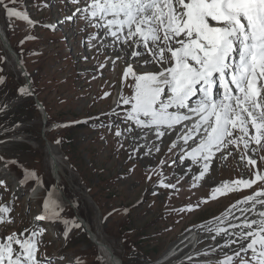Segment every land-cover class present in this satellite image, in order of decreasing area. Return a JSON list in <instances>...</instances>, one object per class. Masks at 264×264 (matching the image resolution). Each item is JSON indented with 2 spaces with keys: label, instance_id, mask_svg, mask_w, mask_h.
Wrapping results in <instances>:
<instances>
[{
  "label": "snow or ice",
  "instance_id": "6c2138e0",
  "mask_svg": "<svg viewBox=\"0 0 264 264\" xmlns=\"http://www.w3.org/2000/svg\"><path fill=\"white\" fill-rule=\"evenodd\" d=\"M69 2L76 7L64 20L79 19L86 28L95 29L88 36L90 46L97 47L92 42L99 41L98 52L105 46L115 49L117 54L108 57L113 68L120 60L126 65L117 98L126 127L114 132L119 147L123 148V141L131 139L129 158L141 148L145 149L143 155L148 156L159 153L167 137L170 142L165 155H171L169 159H161L159 165L171 167L178 158L181 164L189 162L186 172H192L196 166L199 171L192 175L191 188L199 186L218 153L219 159L226 160L234 155L235 149L247 175L242 173L240 178L212 188L208 199L216 200L246 189L252 191L220 216L201 224L200 229L210 234L213 241L223 237V245L216 248L238 245L232 254L224 253L217 264H264V169L259 167V163H264V155H260L264 152V0ZM16 5L17 0H0V9L9 22L15 18L34 26L36 22L26 12L17 10ZM44 27L55 31L56 24ZM121 52L125 55L121 56ZM4 60L0 56V63ZM104 67L105 63L99 65L101 70ZM4 83V77H0V85ZM125 87L129 94H125ZM18 93L34 94L30 86L20 87ZM109 95L105 92L102 98ZM140 140L145 143H138ZM152 172L161 177L160 187L179 190V179L167 183L162 170ZM28 179L41 183L35 171L24 170L21 185ZM0 189L8 190L3 179ZM207 202V199L200 201ZM198 207L199 203L189 205L187 210ZM12 210L9 204L0 203V225L15 223ZM62 211L60 198L53 190L35 221L56 222L61 220ZM61 222L66 226L67 238L70 222ZM71 223L76 229L82 227L75 220ZM44 231L9 229L0 234V264H52L50 259L38 255ZM106 255L113 259L110 253ZM76 264L81 261L77 259ZM98 264H105L103 257H98Z\"/></svg>",
  "mask_w": 264,
  "mask_h": 264
},
{
  "label": "rangeland",
  "instance_id": "374dc122",
  "mask_svg": "<svg viewBox=\"0 0 264 264\" xmlns=\"http://www.w3.org/2000/svg\"><path fill=\"white\" fill-rule=\"evenodd\" d=\"M43 4V8H47L48 5V8H51L50 1ZM56 13H58L57 10L49 15L55 18ZM9 23L13 25L12 20L9 22L5 18L4 12L0 13V33L2 35L0 55L5 57L4 62L0 63V68H2L0 74L5 79V83L0 85V130L11 131L8 136L10 142L2 144L0 140V155L3 159H13L24 168L27 167L28 171H35L39 174L43 190L41 194H38L45 197L37 200L30 192L33 191L32 188H20L12 177L15 175L24 177V173H20L18 168L13 167L16 170L12 169L10 175L4 176L3 180L9 190L15 192L17 199V203L11 206L13 209L11 216L15 223L11 226L4 225L2 227L4 232L9 229L20 231L30 229L36 224L37 228L45 230L40 238L42 244L38 255L41 258L51 260L53 255L62 253L70 258L76 257L81 264H98L97 253L91 240L81 228L76 229L72 226L73 220L77 222L75 213L86 221L88 225L86 227H89L90 231L92 229L123 264H151L149 260L162 258L172 248L176 253L164 264H190L191 262L200 264L207 263L209 260L216 261L215 264H217V261L223 258L224 253L232 254L238 245L223 249L216 248L217 245H223L224 240L217 237L213 241L210 234L200 229V225L206 224L213 217L220 216L236 200L251 193V189H246L242 192L220 196L216 200L208 199L212 188L222 182L240 178L242 173L247 175L239 153L233 149L234 155L226 160L219 159L220 154L218 153L213 161L210 176L206 175L196 188L190 187L191 178L199 169L194 166L192 172H186L188 161L181 164L177 158L176 163L171 167L164 165L161 168L159 165L161 159H169L171 155H165L170 141L161 146L159 153L153 152V154L142 157L145 149L141 148L132 158H129L133 147L131 139L124 140V147L120 148L117 143L118 138L114 136L117 128L126 127L122 108L117 107V102L114 105V99L118 98L122 89L121 76L126 65L123 60H120L113 68L108 57H114L117 53L111 47L102 48L99 52L97 47L93 49L88 36L94 31L86 28L85 24L83 26L76 24L74 27L75 44L73 52L68 54L71 57V64L61 61L65 50L58 43L57 33L50 36L39 30L37 34H40V39H44L42 45L38 41L30 45L24 44L21 47L22 49L28 46L36 48L38 53L43 48L45 50L36 62L35 57L31 59L28 53L23 54L24 67L30 71L34 86H39V90L36 91L37 97L44 102L45 107L42 111L46 112L47 117L42 118V111L36 103L29 96H21L18 93V88L25 85L15 67L11 53L14 49L17 54L22 52L17 47L16 41L20 37L22 40L30 29L18 27V34L15 38V35L11 34L12 29ZM65 27L71 30L68 25ZM82 28L85 30L81 31ZM81 32L84 33L83 38L87 41V44L82 47L79 43ZM3 33L7 36L3 37ZM53 38L54 41H52ZM93 43L99 45V41ZM5 44L9 46L11 52L4 47ZM119 54L125 55L123 52ZM101 63H105L102 70L98 69ZM91 68H93L92 74L95 70L97 71V77L105 73L110 74L104 82L100 83V89L96 93L89 91L92 87H89L88 81L84 79L79 81L76 78L82 70ZM66 78L69 81L67 84L64 82ZM123 90L125 94L130 93L126 87ZM109 91L110 97L102 98L103 94ZM60 101L63 102L60 103ZM84 116L88 118L95 116L99 119L89 120L83 128L61 129L62 136H67L70 140V143L64 147L60 146V143L56 145L51 142L54 135L48 133L50 122L75 120L77 117ZM5 135L7 134L3 136ZM142 141L138 143H145ZM260 155H264V152ZM146 157L149 159L145 160ZM50 158L57 163L60 192L53 187L55 179L49 168ZM169 163H171L170 160ZM259 167L264 169V163H259ZM152 169L162 170L167 183H175L179 179L180 183L177 185L179 190L160 187L161 177L152 172ZM2 173H5L4 169ZM149 175L151 179L148 178ZM53 190L63 205V211L60 213L61 220L36 221L35 223L33 217L35 219L38 213L43 212L40 208H43L46 196ZM63 194L64 198L75 205L74 213L73 208L63 199ZM0 195V203H4L9 196L4 190H0ZM15 196L13 201H16ZM205 199L208 200L207 203H200ZM198 203V208L192 211L187 210V206ZM181 209L185 210L181 211ZM233 211L236 212L235 209ZM62 220L70 222L67 228L71 235L65 244L61 240L63 234L58 233L55 236L58 230L62 232L66 229ZM189 230H197L202 240V244L199 245L207 246L203 252L197 250L202 252L200 255L187 254L189 249L178 254ZM214 248L216 250H213ZM132 249H138L140 254L131 251ZM209 250L215 255L207 254ZM104 255L101 254L99 257ZM104 258L108 262L106 255ZM77 259H74V264ZM62 260L67 261L68 259L63 257ZM61 263L64 264L63 262L59 264Z\"/></svg>",
  "mask_w": 264,
  "mask_h": 264
},
{
  "label": "clouds",
  "instance_id": "9594fccd",
  "mask_svg": "<svg viewBox=\"0 0 264 264\" xmlns=\"http://www.w3.org/2000/svg\"><path fill=\"white\" fill-rule=\"evenodd\" d=\"M74 44L75 43H73V42H70L69 43V45L67 46L68 47V49H64V47H63V50H65V54H64V58H66L67 57V55L68 54H70V53H72L73 52V48H74ZM84 45V44H83ZM107 47V46H106ZM93 49H94V47H92ZM66 50H68V52L66 51ZM0 56H2V57H4L3 55H0ZM42 56V55H41ZM60 59V58H59ZM61 61H62V63L63 62H68V64H71V59H66L65 61H63L62 59H61ZM15 64V63H14ZM15 67L17 68V70L19 71V73H20V75H21V77L23 78V82H24V85L25 86H30V88H31V90H32V92L34 93L33 95H31V96H29L31 99H32V101H33V99L35 98L37 101H39L43 106H44V102L43 101H41L38 97H37V94H36V92H34L33 91V86H32V80H33V78L31 77V73H30V71H28L26 68V71H27V80L24 78V76L21 74V70H20V68H18V66H16L15 65ZM99 69V68H98ZM110 69H111V67H110ZM92 70H93V68H91L90 70H85V71H81L79 74H78V76H76V78H78V80L79 81H82L83 79L84 80H86V81H88L89 82V87H92V89L91 90H89L90 92H93V93H96V92H98L99 91V89H100V83L101 82H104L105 80H106V78L107 77H109L110 76V74H107V73H105V74H102L101 76H98L97 77V71L95 70L94 71V73L92 74L91 72H92ZM57 80H59V78L57 79ZM77 80V79H76ZM64 82H65V84H67L69 81H68V79L66 78L65 80H64ZM105 89H107V87H105ZM109 93H110V91H109ZM109 97H110V95H109ZM26 98V97H25ZM28 99V98H27ZM61 102H63V101H60V103ZM116 102H117V99L115 98L114 99V105L116 104ZM45 107V106H44ZM45 112V111H44ZM45 114H46V112H45ZM46 117H47V114H46ZM99 118L98 117H95V116H91L90 118H88V117H86V116H84V117H77V119H75V120H68V121H62V122H57V121H52V122H50L49 123V125H48V129L49 130H51L52 132H51V134H53L54 136H56V138L57 139H59L60 137H63L62 136V133H61V129H63V130H71V128H73V129H77V128H79V124H84V126L88 123V121L89 120H98ZM85 120H87V123H85L84 121ZM73 121H79V123H74V125L73 124H70L71 122H73ZM66 125H69V126H66ZM77 126V127H76ZM83 126V127H84ZM83 127H80V128H83ZM48 133H50V132H48ZM4 134H7V135H5V136H3ZM0 140H3L2 141V144H6L7 142H10V139L8 138V136L10 135V132H3V130H0ZM3 136V137H2ZM66 138H68L67 136H65ZM69 139V138H68ZM57 141V140H56ZM56 141L55 142H53V144H56V145H58L57 143H56ZM66 146V145H65ZM62 147H64V146H62ZM61 150H63V149H61ZM54 158V157H53ZM56 162V161H55ZM0 163H1V161H0ZM1 166H3V165H0V179H3V178H5L4 176H7L8 177V175H10L9 173H10V170H8V169H5V173H2V170H3V168L1 167ZM55 172H56V170H55ZM57 172H59V171H57ZM57 172H56V174H57ZM58 176V175H57ZM16 182H17V176L15 177V176H13L12 177ZM55 179L57 180V177H55ZM17 185L20 187V188H22V189H27V187L26 188H24V187H22L18 182H17ZM42 190H43V188L42 187H40L39 186V188H38V186L36 187V189L34 190V191H30V192H32L34 195H35V198H37V200H40V199H42L43 197H45V196H39V194H41V192H42ZM55 190L56 191H59L60 190V188H58V187H56L55 188ZM15 193V192H14ZM39 193V194H38ZM37 195V196H36ZM63 199L65 200V201H67V203L68 202H70L73 206H74V210H73V213H74V211L76 210V207H75V205L73 204V202H71V201H69L67 198H64V194H63ZM69 204V203H68ZM22 212H20V214H21ZM74 216H78V215H75V213H74ZM102 217V216H101ZM22 218H24V216H22ZM76 218V217H75ZM85 224L87 225V223H86V221H85ZM88 226V225H87ZM31 229V228H30ZM29 229V230H30ZM88 232V231H87ZM90 234H92L94 237H95V240L97 241V242H99V243H101V244H103V245H105L106 247H107V245L103 242V241H101L98 237H97V235L92 231V229H91V233ZM90 234H89V232H88V235H89V237H90ZM90 239H91V237H90ZM91 241H92V239H91ZM92 243H93V246H94V248H95V251H96V253H97V255L99 256L100 254H104L102 251H99L98 250V248H97V245H95V243L92 241ZM199 244H202V241H201V243H199ZM197 245V247H196V249H193V253H195L196 255H200L203 251H205V248L207 247V246H204V245ZM108 248V247H107ZM199 248H201V249H199ZM109 249V248H108ZM200 250H202V252L200 253V252H198V251ZM109 251L113 254V256H115L114 255V253L109 249ZM131 251H136V252H138L139 253V250L138 249H132ZM188 251V250H187ZM53 252V251H52ZM52 254V253H51ZM62 258L64 257V258H67L68 260L67 261H65V260H63L62 262L64 263V264H74V259H77L76 257H73V258H70V257H68V256H66V255H64V254H62V253H58ZM140 254V253H139ZM167 254V253H166ZM207 254H209V255H211V256H213V255H215L213 252H211V250H209L208 252H207ZM106 255V254H105ZM116 257V256H115ZM106 258H108L107 256H106ZM117 258V257H116ZM118 259V258H117ZM161 259V258H160ZM160 259H155V260H153V261H149V263H153V264H155V262H157V261H159ZM119 260V259H118ZM120 261V260H119ZM121 262V261H120ZM108 263L110 264V261H109V258H108ZM191 263H196V262H191ZM190 263V264H191ZM207 263H211V264H215L216 263V261H210L209 260V262H207ZM106 264H107V261H106ZM121 264H123L122 262H121ZM200 264H206V263H200Z\"/></svg>",
  "mask_w": 264,
  "mask_h": 264
},
{
  "label": "trees",
  "instance_id": "16d2710c",
  "mask_svg": "<svg viewBox=\"0 0 264 264\" xmlns=\"http://www.w3.org/2000/svg\"><path fill=\"white\" fill-rule=\"evenodd\" d=\"M26 1L25 0H17V5L16 7L17 8H22L24 6V3ZM37 39H34L32 40L31 42H29V45L30 44H34V43H37ZM52 41H54V38L52 39ZM28 42V39L27 40H24V43L22 44V47L24 46V44ZM37 49L36 48H31L30 46L26 47L25 49H23V53H28L30 58L32 59L33 57H35V62L38 61V58L41 57L42 53H38L36 51ZM35 54H37L38 56H35ZM1 72V71H0ZM0 77H2V75L0 74ZM32 86H33V91L36 92L37 90H39V86H34V84L32 83ZM79 127H83L84 124H79L78 125ZM57 140L56 136H53V138L51 139V142H55ZM61 140L60 142V146H65L67 144L70 143V140L68 138H66L65 136L64 137H60L59 138V141ZM22 173V172H20ZM36 173V172H35ZM23 174V173H22ZM16 176V175H15ZM19 177V176H18ZM19 178H24V177H19ZM148 258V256H146ZM154 260V259H153ZM153 260H149L150 262L153 261ZM206 264H211V263H206Z\"/></svg>",
  "mask_w": 264,
  "mask_h": 264
},
{
  "label": "water",
  "instance_id": "95a60500",
  "mask_svg": "<svg viewBox=\"0 0 264 264\" xmlns=\"http://www.w3.org/2000/svg\"><path fill=\"white\" fill-rule=\"evenodd\" d=\"M0 40L2 41V35H1V33H0ZM4 47H5L8 51L11 52V49L9 48V46H7V44H5ZM11 53L13 54V56H14L15 58H17V56L15 55L14 51L11 52ZM23 76H24V78L27 80V77H26L24 74H23ZM41 115H42V118H46V114L43 113V111H42ZM54 164H56L55 161H54ZM54 164H53V168H54ZM68 203H69V205H70V206L73 208V210H74V206H73L70 202H68ZM74 212H75V211H74ZM75 217H76V219L78 220V222H79L80 224H82L84 227L86 226V224H85V222H84V220H83L82 218L77 217V216H75ZM85 228H86V230H87L89 233H91L89 227H85ZM90 237H91L92 241L95 243V245H97V248H98L99 251H102L104 254H106V252H107V253H110L111 257L113 258V259H109L110 264H121V262H120L115 256H113V254L109 251V249H108L105 245H103V244L97 242V241L95 240V237H94L92 234H90ZM106 256H107V255H106ZM107 257H108V256H107Z\"/></svg>",
  "mask_w": 264,
  "mask_h": 264
},
{
  "label": "bare ground",
  "instance_id": "6f19581e",
  "mask_svg": "<svg viewBox=\"0 0 264 264\" xmlns=\"http://www.w3.org/2000/svg\"><path fill=\"white\" fill-rule=\"evenodd\" d=\"M168 141H169L168 138L165 137V138H164V142L162 143L161 146H163V145H165L166 143H168ZM130 142H131V141H130ZM142 142H144V141H142ZM141 152H142V151H141ZM155 154H156V153H155ZM142 157H144V155H142ZM52 158H53V157H52ZM52 158H50L49 162H50L51 164H54V161L52 160ZM144 159H145V158H144ZM147 159H149V158L146 157L145 160H147ZM54 160H56V159H54ZM152 161H153V160H152ZM49 162H48V163H49ZM144 163H145V162H144ZM55 167L57 168V163H56V165H54V168H55ZM194 168H195V167L193 166L192 169L194 170ZM210 170H211V169H210ZM193 172H194V171H193ZM209 174H210V171H209V173H208L207 175H209ZM58 175H59V174H58ZM209 176H210V175H209ZM206 183H207V182H206ZM235 214L238 215L239 213L235 212ZM253 218H255V217H253ZM86 226H87V225H86ZM202 231H203V230H202ZM203 232H205V231H203ZM200 233H201V232H200ZM219 238H220V237H219ZM216 239H217V238H216ZM220 239H221V240H224L222 237H221ZM221 240H220V241H221ZM178 248H179V247H178ZM178 248H176V250H177ZM167 251H168V250H167ZM166 253H167V252H166ZM166 253H165V255H166ZM175 253H176V252H175ZM100 255H101V254H100ZM165 255H164V256H165ZM104 256H105V255H104ZM104 256H103V259H104V262H105V264H106V259L104 258ZM107 256H108V255H107ZM164 256H163V257H164ZM163 257H162V258H163ZM108 258H109V257H108ZM107 263H108V262H107ZM108 264H109V263H108Z\"/></svg>",
  "mask_w": 264,
  "mask_h": 264
}]
</instances>
